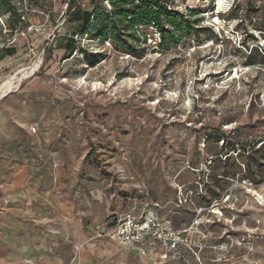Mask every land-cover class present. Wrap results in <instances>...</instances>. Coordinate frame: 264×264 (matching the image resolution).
<instances>
[{
    "label": "rangeland",
    "instance_id": "rangeland-1",
    "mask_svg": "<svg viewBox=\"0 0 264 264\" xmlns=\"http://www.w3.org/2000/svg\"><path fill=\"white\" fill-rule=\"evenodd\" d=\"M9 1L0 264H264V0H160L192 21L169 48L153 25L99 39L70 0ZM149 215L175 250L99 236Z\"/></svg>",
    "mask_w": 264,
    "mask_h": 264
},
{
    "label": "trees",
    "instance_id": "trees-1",
    "mask_svg": "<svg viewBox=\"0 0 264 264\" xmlns=\"http://www.w3.org/2000/svg\"><path fill=\"white\" fill-rule=\"evenodd\" d=\"M107 0H90L93 11H85L73 7L75 0L69 1L70 17L73 22H79L83 30L97 33L99 39H111L114 42L123 35L141 26L153 25L160 29L162 36L161 45L167 48L179 43L184 36L192 30L191 16H185L179 11L170 10L160 0H109L113 10L105 13L99 6V2ZM7 9L10 15L14 8L9 0H0V12ZM194 12H191L193 15ZM21 21V20H19ZM75 42L72 41L66 48L65 57L69 58L75 51ZM11 55V48L6 49Z\"/></svg>",
    "mask_w": 264,
    "mask_h": 264
},
{
    "label": "built area",
    "instance_id": "built-area-1",
    "mask_svg": "<svg viewBox=\"0 0 264 264\" xmlns=\"http://www.w3.org/2000/svg\"><path fill=\"white\" fill-rule=\"evenodd\" d=\"M100 237H110L125 247H145L153 243H160L164 247L175 250L180 243L181 232L173 229H166L164 224L153 215L145 219H125L107 234H100ZM153 240V241H152Z\"/></svg>",
    "mask_w": 264,
    "mask_h": 264
},
{
    "label": "bare ground",
    "instance_id": "bare-ground-1",
    "mask_svg": "<svg viewBox=\"0 0 264 264\" xmlns=\"http://www.w3.org/2000/svg\"><path fill=\"white\" fill-rule=\"evenodd\" d=\"M220 4L222 5V2L220 1ZM29 71V70H28ZM26 74V73H25ZM9 92V91H8ZM6 91L0 92V99L6 95Z\"/></svg>",
    "mask_w": 264,
    "mask_h": 264
}]
</instances>
